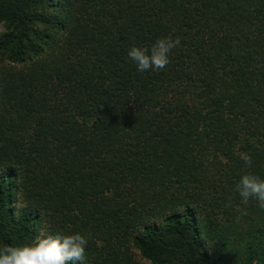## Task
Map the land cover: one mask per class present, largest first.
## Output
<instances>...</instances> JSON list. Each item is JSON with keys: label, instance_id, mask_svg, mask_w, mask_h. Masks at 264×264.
<instances>
[{"label": "trees", "instance_id": "obj_1", "mask_svg": "<svg viewBox=\"0 0 264 264\" xmlns=\"http://www.w3.org/2000/svg\"><path fill=\"white\" fill-rule=\"evenodd\" d=\"M0 28V246L264 264V210L235 190L264 179V0H0ZM169 36L139 72L128 51Z\"/></svg>", "mask_w": 264, "mask_h": 264}, {"label": "clouds", "instance_id": "obj_2", "mask_svg": "<svg viewBox=\"0 0 264 264\" xmlns=\"http://www.w3.org/2000/svg\"><path fill=\"white\" fill-rule=\"evenodd\" d=\"M181 46L179 37L158 38L151 48L132 47L128 57L139 72L161 71L170 64L173 49ZM241 159L248 167L252 157L242 154ZM241 203L247 204L254 199L257 206L264 210V179L252 173L240 177L235 188ZM231 203V201H229ZM236 210L246 215V209ZM88 240L80 233L52 236H38L31 244L24 246H0V264H70L83 261Z\"/></svg>", "mask_w": 264, "mask_h": 264}, {"label": "rangeland", "instance_id": "obj_3", "mask_svg": "<svg viewBox=\"0 0 264 264\" xmlns=\"http://www.w3.org/2000/svg\"><path fill=\"white\" fill-rule=\"evenodd\" d=\"M0 31H1V28H0ZM135 254H136V252H135ZM135 256H136V259L139 261L140 264H148V262H146L144 259H142L137 254Z\"/></svg>", "mask_w": 264, "mask_h": 264}]
</instances>
